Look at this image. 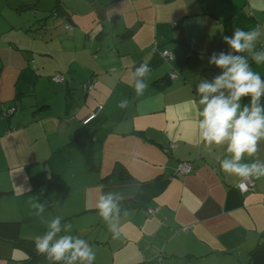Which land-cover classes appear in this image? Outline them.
I'll list each match as a JSON object with an SVG mask.
<instances>
[{
  "label": "crops",
  "instance_id": "crops-1",
  "mask_svg": "<svg viewBox=\"0 0 264 264\" xmlns=\"http://www.w3.org/2000/svg\"><path fill=\"white\" fill-rule=\"evenodd\" d=\"M56 1L61 10L49 18L41 2L21 4L39 12L35 30L55 28L63 35L62 25H73L64 39L84 34V49L98 55L89 64L69 63L66 81L42 92L43 77L29 65L20 37L8 39L5 48L0 43L9 57L5 62L0 54L6 67L0 86L7 88L6 94L0 88V109H17L8 121L0 117V190L12 191L0 199V221H20L31 237L43 235L47 225L30 206L35 199L45 204V221L60 216L62 225L72 224L71 235L89 243L93 264H264V178L253 180L255 191L240 192L238 178L220 170L226 146L206 148L195 123L196 85L221 74L209 64L211 55L230 51L223 37L237 27L260 28L253 52H264V0ZM17 28L26 30L22 37L30 32ZM162 50L174 60L164 61ZM241 55L264 78V62ZM145 61L148 87L137 98L131 73ZM171 73L176 79L157 87ZM92 78L95 90L83 93L81 83ZM122 99L129 100L125 109L117 106ZM98 104L100 114L82 124ZM252 159L264 161V141L244 162ZM187 161L192 172L177 175V164ZM116 163L129 180L104 179ZM108 193L120 196L119 215L111 221L123 228L119 239L95 208ZM16 258L15 264H29L21 252Z\"/></svg>",
  "mask_w": 264,
  "mask_h": 264
},
{
  "label": "clouds",
  "instance_id": "clouds-1",
  "mask_svg": "<svg viewBox=\"0 0 264 264\" xmlns=\"http://www.w3.org/2000/svg\"><path fill=\"white\" fill-rule=\"evenodd\" d=\"M261 35L260 28L246 31L237 27L231 37L224 36L230 51L227 54L213 53L209 59V64L219 68L221 74L211 81L200 80L196 85L200 107L195 123L199 141L208 149L226 146L227 156L220 160V170L226 176L237 177L241 190L247 188L248 181L264 178V161L252 159L250 163L244 162L245 158L255 157L260 142L264 141V104H261L264 78L252 70L249 56L241 55L250 53L257 64L264 62V52H253ZM150 72L145 61L131 73V87L137 98L143 96L148 87L146 77ZM244 97H250V103L242 106ZM128 104V99H122L117 106L125 109ZM119 199V194H101L95 203L98 215L107 224L113 239H119L123 233L122 226L111 223L114 216L119 215ZM30 206L34 209L33 215L47 225V231L34 239L37 256H44L54 264H93L96 259L93 248L86 240L71 235L73 226L70 222L62 225L60 216L45 221V204L37 203L35 199Z\"/></svg>",
  "mask_w": 264,
  "mask_h": 264
},
{
  "label": "rangeland",
  "instance_id": "rangeland-1",
  "mask_svg": "<svg viewBox=\"0 0 264 264\" xmlns=\"http://www.w3.org/2000/svg\"><path fill=\"white\" fill-rule=\"evenodd\" d=\"M28 1L29 2L33 1L34 4H39L41 2V8L42 7L45 8L44 9V11L46 12L45 16L49 15L50 10H52L55 5L54 4L55 0H28ZM68 1H73V0H68ZM21 2L24 3L23 0H0V33L1 32L6 33V35L2 39H0V43H2V47L5 48L7 47V45H5L4 43H6L8 39H10L9 41L13 42L14 41L13 39L20 37L22 43L18 42V45L24 46V48L21 47L20 48L24 52L26 51L25 54L27 56V59H30L28 61L29 65L34 68L37 67L36 73L39 76L43 77V79L40 78L39 82L41 85H43L42 92H46L47 91L46 87H49L48 84H52L51 82L52 77H56V76L60 77L63 76V74L65 75V73H67L65 70L67 69V65L69 63L77 64V62H79L81 63V65L89 64L90 61H92V56L94 55L95 51L92 52V54H90L91 52L88 49L86 50L84 49L83 33H85V30L88 31L87 29L83 28L84 30H81V33L83 35H77L75 40L64 39V36L66 37L67 32L73 30L72 29L73 25L70 24H67L69 27L65 28L67 30L64 31L63 34L64 36L62 35L61 32L58 34V29L55 28H52L51 30H47V31L44 30L40 31L38 29L35 30L33 28V25L36 23L35 17L39 15V12L30 9H23ZM15 6L16 8L13 9ZM81 21L84 22V20L82 19ZM10 25H12L14 28L10 29ZM29 25L31 26L28 27ZM75 25H76L75 29H77V26L79 25L78 24ZM19 26H23V27L27 26L26 29L30 31L28 32L29 34L27 36L22 37L19 32L26 30L17 28ZM62 26L65 27L64 24ZM108 39L110 40L114 38L108 36ZM116 41H117L116 44L117 46L122 45V43H120L118 39H116ZM13 46H15V44ZM10 48H12V46H10ZM0 54L2 58H4L5 62L9 61V57L6 56L5 53L0 52ZM95 55H98V52H95ZM1 65H0V70H5L6 67L4 68ZM81 65H77V67L78 66L81 67ZM57 66L63 67L64 69L63 74H59L61 73V71L54 72L55 70L53 69L54 67ZM0 88H1V94L7 93L5 91L7 89L5 88V86H0ZM9 91L11 90H8V92ZM56 101L57 100H55V102ZM63 127L64 126H62L60 129H62ZM21 235L22 236L28 235L27 237L29 238L26 239L29 240L35 239V236L31 237L33 234L26 226L22 228ZM18 252L20 253L21 251H15V249H13V247L10 244L0 242V264L19 263L16 258Z\"/></svg>",
  "mask_w": 264,
  "mask_h": 264
},
{
  "label": "trees",
  "instance_id": "trees-1",
  "mask_svg": "<svg viewBox=\"0 0 264 264\" xmlns=\"http://www.w3.org/2000/svg\"><path fill=\"white\" fill-rule=\"evenodd\" d=\"M59 10H61V5L58 3V1H56L55 6L53 7L52 10H50L49 15L46 16V18L56 17L59 14V12H58ZM154 50H155V48H154ZM59 74H63V72H61ZM56 77H58V76H56ZM56 77H52L51 82L54 84H60L63 81H66V79H67L66 73H65V75L63 74V76H60L61 81H58V82L53 81V78H56ZM167 79L168 80L162 81V83L159 84L157 87H160V88L168 87L169 83L171 81H173V79L172 80L170 79V75L167 77ZM80 89L85 94L91 93V91H94L95 90L94 89V79L92 78L90 80L82 82ZM249 103H250V97H244L241 101L242 106L244 104H249ZM261 104H264V97L261 98ZM99 106H101V109L99 110V112L95 115V117L89 119L90 115L92 113H94L95 111H97ZM16 110L17 109L14 105L8 104V105H6V107H3L0 109V117L4 120L8 121L11 118V116H13V114L15 113ZM101 110H102V105L98 104L97 107L95 108V110L92 111V113L89 115V117L86 120H82L81 123L85 124L88 121L90 122V120H93L94 118H96L98 116V114H100ZM187 163L190 164L192 167V164L189 161H187ZM177 166H178V164H177ZM177 166H176V174L179 176H186V175H181L177 172ZM191 172H192V170H191ZM130 178H131V176L129 175L127 170L120 163H116L114 165L111 173L108 174L107 176H105L104 179L105 180L111 179V180H115V181H126V180H129ZM254 184H255L254 189L252 191H248V192L255 191L256 183L254 182ZM11 193H12V191L0 190V199L9 196ZM122 207H123V204H122ZM21 229H22V223L20 221H0V242L10 244L13 247V249H15L17 251H21V253H23V255H24L25 261L29 264H54V262L47 261L44 256H37L36 255V253L34 251V248H35L34 240L23 239L21 237ZM78 263L79 262H77V264ZM61 264H63V262H61Z\"/></svg>",
  "mask_w": 264,
  "mask_h": 264
},
{
  "label": "built area",
  "instance_id": "built-area-1",
  "mask_svg": "<svg viewBox=\"0 0 264 264\" xmlns=\"http://www.w3.org/2000/svg\"><path fill=\"white\" fill-rule=\"evenodd\" d=\"M68 27L69 26L67 24H65V28H68ZM160 56H161V58L164 61L169 62V63L174 60V57H173L172 53L169 52V51H167V50L161 51L160 52ZM175 78H176V75L174 73H171L170 74V79L171 80L172 79L174 80ZM53 81H56V82L61 81V78L60 77L53 78ZM100 109H101V106L98 107L97 111H95L94 113H92L90 115L89 119L95 117V115L99 112ZM174 148H175V144L174 143L169 144V149H174ZM191 170H192V167L187 162H179L178 163L177 172L179 174H181V175H187V174H189L191 172ZM239 183H240V181L237 183V188H238V190L240 192H243V193L244 192H248V191H252L254 189V187H255L254 182L252 180H250V181L247 182V185H248L247 188L245 190H241L238 187ZM148 213L153 214V213H155V211L149 210Z\"/></svg>",
  "mask_w": 264,
  "mask_h": 264
}]
</instances>
